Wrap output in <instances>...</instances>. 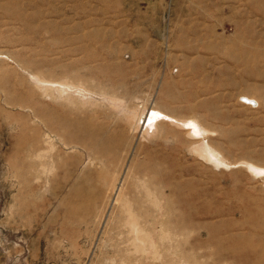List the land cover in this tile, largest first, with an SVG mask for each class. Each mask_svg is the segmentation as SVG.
Returning a JSON list of instances; mask_svg holds the SVG:
<instances>
[{"label":"rangeland","instance_id":"374dc122","mask_svg":"<svg viewBox=\"0 0 264 264\" xmlns=\"http://www.w3.org/2000/svg\"><path fill=\"white\" fill-rule=\"evenodd\" d=\"M31 2L0 1V264H264V0Z\"/></svg>","mask_w":264,"mask_h":264},{"label":"bare ground","instance_id":"6f19581e","mask_svg":"<svg viewBox=\"0 0 264 264\" xmlns=\"http://www.w3.org/2000/svg\"><path fill=\"white\" fill-rule=\"evenodd\" d=\"M0 1H4V0H0ZM22 1H23V3H21L20 5H18V3L19 2H22ZM14 2L18 5L15 8V10H14L15 12H26L28 10H31L32 7H33V4L31 2V0H14ZM5 7H7V6H5ZM3 9H5V8H3ZM6 11H8V10L6 9ZM52 85H55V83L52 84ZM241 98L243 99L244 102L248 103L250 106H254L255 100L252 97L249 98L248 96L247 97L245 96V97H241ZM154 116H156V115H154ZM190 126H193V129L196 132L198 130L201 131V132H207V130H205V129L200 130L199 129L200 127H197L198 126V121L195 120V119H193V121L190 122L189 127ZM195 152L202 159H209L210 160V159H216L218 157L217 153L211 147H209V148L208 147H197L195 149ZM174 190H175V188H172V191H174Z\"/></svg>","mask_w":264,"mask_h":264}]
</instances>
